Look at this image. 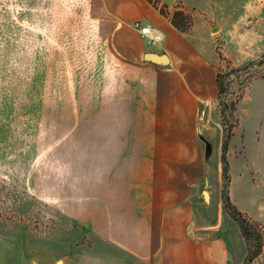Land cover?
<instances>
[{
  "label": "rangeland",
  "instance_id": "1",
  "mask_svg": "<svg viewBox=\"0 0 264 264\" xmlns=\"http://www.w3.org/2000/svg\"><path fill=\"white\" fill-rule=\"evenodd\" d=\"M152 1L168 15L185 12L187 32L197 20V49L178 69L204 99L190 115L176 100L165 105L144 92L145 128L124 132L144 150L142 162H129L127 200L143 211L129 217L168 228L145 238L144 264L244 263L249 244L222 193L230 128L227 190L262 231V252L250 264H264V0ZM116 5L0 0V264H115L103 224L86 226L89 216L79 212L70 226L57 199L92 187L83 157L90 114L136 102L131 97L144 91L128 77L133 48L147 43L143 24L120 22ZM244 67L225 77L224 119L216 74Z\"/></svg>",
  "mask_w": 264,
  "mask_h": 264
},
{
  "label": "crops",
  "instance_id": "2",
  "mask_svg": "<svg viewBox=\"0 0 264 264\" xmlns=\"http://www.w3.org/2000/svg\"><path fill=\"white\" fill-rule=\"evenodd\" d=\"M182 1L185 7L188 6V0ZM115 2L117 4L115 12L120 22L129 26L138 22L143 26H151L162 35V40L156 45L145 42L133 48L128 77L132 82L142 85L144 89L143 92L131 97L136 102L114 108L102 107L96 110L95 116L93 113L90 114L92 116L89 118V127L92 137L89 139V154L87 157L83 156L91 164L90 192L87 195L64 194L57 199V203H60L61 207L59 206L58 209L63 212L70 226H78L77 222L82 219L79 212L87 213L89 216V223L82 221L84 225L97 227L103 224L106 247L111 249L110 259L114 260L115 264H125L128 259L132 260V264L134 262L144 264L145 238L153 235L164 236L168 228L162 226V230L159 224H152L154 221L151 220L149 221L151 223L146 225V219L136 214L135 218L129 217L131 211L138 214L143 211L140 205L134 207L135 204L130 209L127 200L129 199V162H142L144 150L137 137L133 138L135 139L133 141L124 132L145 128L146 115L151 112L145 102L144 92L150 94V98L156 97L165 101V105L168 100H176L183 110L182 113L186 112L190 115L196 113L199 102L204 99V94L194 93L186 85L184 73L178 68L185 64L191 52L197 49L198 43L191 40V32L196 29L197 20H194L190 32H181L172 25L168 17L147 0H115ZM146 52L167 54L170 61L164 65L145 60ZM185 96L188 97V105L185 104ZM129 98L127 97L128 100ZM114 130L117 132L115 140L112 133ZM113 164H116L114 170ZM114 194L119 200L115 204L112 201ZM172 211H176V208Z\"/></svg>",
  "mask_w": 264,
  "mask_h": 264
},
{
  "label": "trees",
  "instance_id": "3",
  "mask_svg": "<svg viewBox=\"0 0 264 264\" xmlns=\"http://www.w3.org/2000/svg\"><path fill=\"white\" fill-rule=\"evenodd\" d=\"M152 3L156 8L160 10V12L169 17L172 25L182 32H187L192 23L185 22L186 14L182 10H176L172 15H168L162 8L156 6L152 0H147ZM245 70L244 68H231L229 73H221L218 72L216 74V84L218 87V95H219V103L221 106V113L223 118L225 119V112L228 104L222 99V95L227 91L225 84V77L230 75L233 72H241ZM249 81V78L246 79V82ZM235 112V109L233 113ZM233 132L232 129H228L222 143V161H223V175L225 179V189L223 190V198L224 204L232 218L238 222L241 232L249 244L248 253L246 255V259L243 264H250L257 256L262 252L263 247V234L258 228H254L252 226L251 220L232 202L230 198V194L227 190V182L230 180L229 174V163L227 159V151L229 147L230 138Z\"/></svg>",
  "mask_w": 264,
  "mask_h": 264
},
{
  "label": "built area",
  "instance_id": "4",
  "mask_svg": "<svg viewBox=\"0 0 264 264\" xmlns=\"http://www.w3.org/2000/svg\"><path fill=\"white\" fill-rule=\"evenodd\" d=\"M140 32L149 45H156L162 40V35L151 26L140 27Z\"/></svg>",
  "mask_w": 264,
  "mask_h": 264
},
{
  "label": "water",
  "instance_id": "5",
  "mask_svg": "<svg viewBox=\"0 0 264 264\" xmlns=\"http://www.w3.org/2000/svg\"><path fill=\"white\" fill-rule=\"evenodd\" d=\"M168 4H172L174 0H165ZM144 59L157 63V64H168L169 63V57L167 54H158L155 52H146L144 54Z\"/></svg>",
  "mask_w": 264,
  "mask_h": 264
}]
</instances>
